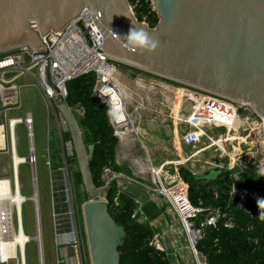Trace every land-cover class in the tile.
<instances>
[{
    "label": "built area",
    "instance_id": "1",
    "mask_svg": "<svg viewBox=\"0 0 264 264\" xmlns=\"http://www.w3.org/2000/svg\"><path fill=\"white\" fill-rule=\"evenodd\" d=\"M149 2L150 12H155L152 2L150 0ZM139 7V0L129 2V9L135 19L149 27L148 15L150 12L147 14L139 12ZM91 15H93L91 11L84 9L61 32H51L44 37L45 45L38 49L21 46L0 53V99L2 103L6 102L7 98L5 99L3 93L12 89V87H5L8 82L5 79V74L15 73L11 80L24 75L30 76L53 110L61 133V124L65 129L66 126L64 122L58 120L53 100L60 96L65 101L67 97L66 84L69 81L82 75L94 74L92 96L98 106H103L107 110V120L118 145L119 159L115 163L121 165L122 162L133 156L130 154L132 148H128V146L139 141L140 128L137 125L140 121L139 114L148 107L144 106L146 101L140 98V102L137 105H132L130 110L124 97V91L116 77L118 68L124 64L109 57L103 51L101 48L103 45L102 34ZM12 52L15 53L12 54ZM47 71L49 82L46 77ZM181 85H183L182 93L177 110L172 113V117L170 113L163 111L161 118L164 121L172 120L175 138H179V142H182L190 150V154L183 159L179 157L176 161L164 162L154 167L147 160L151 167L149 172L145 171L143 161L138 158L132 159L130 173L104 166L99 175L100 185L95 188L98 193L97 200L104 201L109 206L108 194L111 187L115 185L116 193L112 198L114 207L118 206L120 195L126 193L130 186L140 187L148 196L152 198L155 196L156 201L159 198L163 199L180 227L178 235L182 236L183 233L186 246L182 248V237L179 235L180 239L175 240V246L172 249L167 248L162 232H155L147 242L148 247L163 254L164 259L168 260L170 264H207L206 257L196 249L198 243L205 239L209 228L216 229L220 224L224 229L229 230L235 227V222L229 211H223L219 207L204 208L200 200L197 205L192 204L188 197V186L181 179L178 167H187L189 164L190 168H193L190 163L191 159H194L196 155L199 157L200 154L208 150H213L218 153L219 158L226 159L225 163L212 164L213 168L223 172L237 173L243 169L251 168L258 175L264 177V117L247 103L192 86ZM156 88L163 89L162 84L160 86L150 85L146 87V90ZM14 93H17L16 90ZM156 105L157 103H155ZM246 111H249L251 116L244 114ZM154 112L158 114V110L154 109ZM75 113L82 117L84 112L80 107H77ZM13 121L14 124L24 125L31 143L34 136L31 114L27 113L24 118L12 120L9 123L11 124ZM219 130L221 132H217ZM128 136L132 138L128 139ZM120 160L122 162H119ZM27 161L32 173V197L27 198L20 194L16 174L12 182L0 178V188L2 182L6 181L3 191L5 195L0 194V264H26L25 250L31 242H34L37 249L38 264H44L32 144L29 148ZM170 169H173L172 172ZM62 171L63 173L67 172L64 169ZM190 171L195 175L192 170ZM145 174L148 175L149 180L144 177ZM235 193V189L232 188L229 193L230 202ZM68 194L70 195L68 212L53 213L52 215L55 243L57 248H72L79 252L82 248L81 237H84L83 221L81 215H77L76 212L73 188L69 187ZM17 195L21 198L19 205L13 201ZM246 197H250L256 202L259 200L256 193L248 194ZM212 198L214 201L219 198L215 187L212 188ZM26 202L33 204L35 233L32 237L26 235L23 230L22 208ZM134 202L137 208L131 218L140 224L147 223L142 212V205L138 201L134 200ZM64 225L68 226V231H62ZM154 225L157 226L156 221L149 222V226L154 228ZM169 227L171 228L170 225ZM171 231L175 233L172 229ZM21 237H23L22 244L19 242ZM257 240L249 241L255 245L258 243ZM214 242L216 243L217 240ZM184 248L187 250V254L182 251ZM81 254L79 252V255ZM188 254L190 256L187 258ZM64 263L65 260L62 257H57L56 264Z\"/></svg>",
    "mask_w": 264,
    "mask_h": 264
},
{
    "label": "water",
    "instance_id": "2",
    "mask_svg": "<svg viewBox=\"0 0 264 264\" xmlns=\"http://www.w3.org/2000/svg\"><path fill=\"white\" fill-rule=\"evenodd\" d=\"M150 1L158 18L154 28L135 19L129 0H0V53L21 46L38 49L45 45L44 37L61 32L88 9L102 34L101 48L109 57L128 67L247 103L264 117V0ZM130 29L143 31L149 43L140 46L127 39ZM46 77L49 82L48 71ZM53 105L71 139L76 158L72 167L82 179L79 194L88 199L79 206L73 188L76 212L83 221L81 238L88 264H120L118 247L124 228L114 222L108 204L97 200L88 151L72 110L60 96ZM5 109L0 99L1 137ZM244 114L251 116L249 111ZM231 205L252 219L262 217L258 203L238 192Z\"/></svg>",
    "mask_w": 264,
    "mask_h": 264
},
{
    "label": "trees",
    "instance_id": "3",
    "mask_svg": "<svg viewBox=\"0 0 264 264\" xmlns=\"http://www.w3.org/2000/svg\"><path fill=\"white\" fill-rule=\"evenodd\" d=\"M133 1L135 0H129V2ZM139 2V12L144 14L150 12L149 0H139ZM148 19L149 27L154 28L158 22L157 14L150 12ZM121 67L139 72L125 65ZM94 82L95 76L92 73L69 81L66 84L65 102L76 118L86 149L92 147L88 153V166L94 187H99L102 167L121 169L115 163L117 140L113 137L108 123L107 110L103 106H98L92 96ZM77 107L83 110L82 117L75 113ZM63 140L71 141L68 132L64 134ZM222 173V177L217 175L207 179L210 174L202 177V175H193L187 169H179L182 180L188 185V197L192 204L197 205L200 200L204 208L219 207L223 211H229L235 222V227L229 230L224 229L220 224L216 229L209 228L205 239L198 243L196 249L206 257L207 264H264V208H261V218L252 219L248 213L232 207L229 196L234 188L242 197L256 193L259 199H264V177L251 168L243 169L239 173ZM213 186L217 187L219 194L216 201L212 198ZM115 193L116 186L113 185L108 194V212L125 232L124 239L118 247L120 264H170L164 259L163 254L147 245L154 234L153 229L148 224H140L131 218L137 208L134 199L126 193L121 194L118 206L114 207L112 198ZM155 210L154 204L149 202L142 207L143 213L145 212L149 219L158 215ZM252 239H258V243L251 244L249 240ZM214 240L217 242L215 243Z\"/></svg>",
    "mask_w": 264,
    "mask_h": 264
},
{
    "label": "rangeland",
    "instance_id": "4",
    "mask_svg": "<svg viewBox=\"0 0 264 264\" xmlns=\"http://www.w3.org/2000/svg\"><path fill=\"white\" fill-rule=\"evenodd\" d=\"M136 70L139 72H135L130 69H124L122 67L118 68L117 75H116L117 80L120 83V86L122 87L124 91V97H125L126 102L128 103L130 110L132 109L131 108L132 105L134 104L137 105L138 102H140V98H143L144 101L148 102V103L145 102V105H144V106H147L148 109L140 112L141 114V115L139 114L140 118L142 116V118L140 119L141 123L140 125L139 124L137 125L140 128L146 130L145 127L147 126L151 128L150 124L153 123L151 120L154 119V122H156L158 125L157 127L158 133H156L155 131L151 133L147 131V136L157 137V139L161 143H163V141H167L169 137L164 136V135L162 136L161 132L159 133V130H162V124H160L159 119L163 122L161 118L163 111H165V113L167 112L170 113L171 114L170 116L172 117V113H174L175 110H177L179 102H180V97H181L180 94L182 93L183 85H181V83H178V82L166 79V78L163 79V77L161 76L150 74V73L141 71L139 69H136ZM8 77H10V75H7V78ZM160 84H162L163 89L156 88L152 90H146V87H149L150 85L160 86ZM23 91L24 92L29 91L31 93H34V96L31 101H29L28 99L26 100V108L30 110L33 115L34 140H35L34 145L36 148H38L40 140L41 141L44 140V143H45L47 127L54 125V122L48 117L49 115L47 113V110L44 104L42 103L40 96H37L35 89L25 88ZM155 103H157L158 114L154 112ZM18 128L21 129L23 132L22 127H18ZM171 131H172V134L170 135V139L168 141L169 144H165L166 145L165 147L169 150L173 149L174 146L175 148L180 147L179 142L174 141L175 132L173 130V125H171ZM217 132H221V130ZM147 136L146 134H143L142 136L140 135L139 141H135L131 143L130 146H128V148L130 147L134 148L135 152L133 151L134 156L126 159V161L124 162H122L121 160L119 161V162H122L121 164H123V165H119L121 166L122 171L123 169L125 171L126 167H128L129 170L132 171V159L134 158L140 159L137 156L146 155L147 151H145L146 150L144 149L145 147H147V149H150L152 151L162 152V146L157 145L156 143H153L151 138H149L147 141L146 139ZM127 138L131 139L132 137L128 136ZM142 143L145 144V147L142 146ZM67 148H68L67 153H66V155L68 154L67 158L71 161L72 165H76V158L74 156V150H73V146L71 145V143L68 144ZM91 148L92 147L89 146V148L87 149L88 153H90ZM136 149H139V150L136 151ZM185 152L188 153L190 152V150L188 151V148H187ZM217 159H218V153L214 152L213 150H208L207 152L203 153L202 158L199 159L200 162L195 164L192 171L195 173V175H202V176L209 175L211 173L209 171L217 172L215 170L216 168L212 167V164L220 163L219 161H217ZM160 161L161 160L159 159L157 163H159ZM143 162L145 166V171L149 172L151 168L150 165L148 164L147 160ZM211 162L213 163L211 164ZM151 164H152V167L156 166L153 163ZM207 167H211V168L208 170ZM35 169H36V176H37V181H38L41 233H42V239H43V263L44 264H55L56 259H55V253L53 251V244H52V241H53L52 213L55 211V207L52 206L53 202L55 204H58L59 206V203L60 202L62 203L64 201V206H60V210L63 213H65L66 211L68 212L69 199H70V195L68 194L69 187L75 189L77 193V204L79 206L83 204L84 202H86L88 199L85 195L79 194V185L82 183V179L77 169L67 168L68 171L66 173L64 172L63 174H60L61 175L60 182H59L60 187L57 192L53 191V196L51 195V192L49 189V173L47 169H45V167L43 166L42 163L39 162V160L35 164ZM18 171H19L20 185H21L20 193L22 195L28 196L32 192V188L30 185L31 170L28 165H21L18 168ZM222 172L223 171L218 170L217 175L222 177L223 175ZM146 174L144 175V177H146V179L149 180V177L148 175L146 176ZM143 191L144 190H142L141 188L137 186H130L126 194L129 193L131 196L135 198H138V199L143 198L145 200V195H144L145 191L144 193ZM153 198L157 200L155 196H153ZM32 205L33 204L31 202H26L22 208L23 230H24V233L28 236H33L35 233L34 232V211H33ZM165 205H166V208L168 209L167 204ZM169 229L170 227L166 229V226L163 224L162 230L168 231ZM172 229L174 231L176 230L177 232H180V227L177 224L175 218H174V224L172 226ZM180 237H182L181 244L183 248L186 246L183 233H182V236L180 235ZM182 251L185 254L188 253L186 252L187 250L185 248ZM189 256L190 255L188 254L187 258ZM25 259H26V264H38V254H37V249H36L34 242H31L30 244L26 246Z\"/></svg>",
    "mask_w": 264,
    "mask_h": 264
},
{
    "label": "crops",
    "instance_id": "5",
    "mask_svg": "<svg viewBox=\"0 0 264 264\" xmlns=\"http://www.w3.org/2000/svg\"><path fill=\"white\" fill-rule=\"evenodd\" d=\"M7 75H10V77L7 78ZM14 75H15V73H12V72L5 74V79L8 80V82L5 84V87H8V88L12 87V89H10L9 91H5L3 93L5 96V99L6 98L7 99L5 100L6 102L3 103L6 106V109H5L6 110V112H5L6 113V126L3 129L4 137H1L2 129L0 128V178L5 179V180H9L10 182H12L14 179V175L16 174V178H17L18 186H19V190H20L21 185H20V177H19L18 168L21 165H28L30 170H31V167L28 164L27 158L29 157L30 145L32 144L33 154L35 157V164L39 160V162L43 164V166L45 167V169H47V171L49 173V189H50L51 195L53 196V191L57 192L59 187H60L59 182H60V176H61L60 174H63L62 170L64 169V170L68 171L67 168H69V169L73 168L72 167L73 165L71 164V162L68 161L69 160L67 158L68 154L66 155L67 149H68L67 147H68V144L70 143V141L64 142V140H63L64 134L67 133L68 131H66L64 125L61 124V133H60L59 127H58L57 122H56L55 115L53 113V110L50 108L49 104L43 98L42 93L39 90V88L37 87L35 81L28 75L16 77L14 80H11V78ZM25 88L35 89L37 96H40V99H41L42 103L44 104V106L47 110V113L49 115L48 117L54 122V125L47 127L45 143H44V140L43 141L40 140L38 148H36L34 145V141H35L34 136H33L32 142L30 143V141L27 137L26 129H25L23 124H21V123L14 124V122H12V125H11L9 123L12 120L24 118V116L27 113L31 114L32 119H33V115L31 113V111L26 108V100L28 99L29 101H31L33 96H34V93H31L29 91L24 92L23 90ZM14 90H16L17 93H14ZM14 94H16V95H14ZM0 96H1V94H0ZM154 108H155V110H158L157 105ZM54 111L56 112V115L58 116V120L60 122H63L62 118L60 117V115H59L58 111L55 109V107H54ZM141 118H142V116H141ZM151 121L153 122L152 124H150L151 128L147 126V127H145L146 130H144V129L139 127L141 136L143 134H146V136H147V131H149L150 133L153 131L158 133L157 123L154 122V119H152ZM159 121H160V124H162V130H163V131L159 130V133L161 132L162 136L163 135L168 136L170 139V135L172 134L171 121L170 120H166V121L163 120V122H162L160 119H159ZM140 123L141 122L139 121L138 124L140 125ZM9 125H10V127H9ZM18 127H22L23 132ZM33 134H34V120H33ZM157 136H158V134H157ZM149 138H151L153 143H156L157 145L162 146V152H156V151H152L150 149H147V147H145V144L142 143V146H144L146 151H147L146 155H143V156L139 155L137 157H139L143 161L148 160L149 163L151 162V163L155 164L156 166H158L164 162L176 161L177 158H179V157H182V159H183L184 157H186L190 154V152H188V153L185 152L187 148L182 144V142H179L178 137H176L174 139V141L179 142L180 147L175 148V146H174V148L172 147L173 149H170V150L165 147L166 146L165 144H169V142H168L169 139L167 141H163V143H161L157 139V137H154V136L148 137L147 136L146 137L147 141ZM171 140H172V138H171ZM159 142H160V144H159ZM172 144H173V142H172ZM168 146H170V145H168ZM117 147H118V145H117ZM137 150H139V149H136V151ZM133 151L135 152L134 148H132L130 151L131 155H133ZM188 151H189V149H188ZM202 155L203 154H200L199 157L196 155L197 157L195 156L194 159L190 160V163L193 165V168H194L195 164L197 163V161L200 162L199 159L202 158ZM118 157L119 156L117 155V148H116L115 161L116 160L118 161V159H119ZM20 158L24 159V162L22 164L18 165ZM171 158H173V159H171ZM159 159L161 161L159 163H157V161ZM217 161H219L220 163H225L226 159L225 158L221 159L218 157ZM212 163L213 162H211V164ZM214 164H216V163H214ZM121 165H123V164H121ZM119 168L122 170L121 166H119ZM180 168H184V169H187L189 171L193 169V168H190L189 164L187 165V167H184V166L178 167V170ZM207 168L209 170L211 167H207ZM172 170L173 169H170V172H172ZM212 170H214V169H212ZM215 170L218 171L219 169H215ZM33 171H34L35 177H36V186L35 187H36L37 195H38V181H37V176H36L35 165H34ZM123 171H124V169H123ZM125 172L130 173L131 171L129 170L128 167H126ZM209 172L213 173V174H210V177H212V178H214L217 175V172H215V171H209ZM31 175H32V173H31ZM31 175H30V185L32 188ZM213 187H215L217 189L216 186H213ZM128 190H129V188H128ZM143 193H144V191H143ZM127 194L130 195L129 193H127ZM32 195H33V188H32V192L30 195H28V196L22 195V196L30 198V197H32ZM144 195H145V200L143 198L138 199V198H135L131 195L130 196L135 201H138L142 205V207L145 204H147L148 202L154 204V206L156 208L155 211L158 212V215L153 219H149L148 216L144 212L143 214L147 220L146 224H148V226H149V222L152 223V222L156 221L157 226L154 225V228L152 226H149V227L151 229H153L154 233L155 232L156 233L162 232V235L164 237V240H163L164 243L166 244L167 248L172 249V247L175 246V240L177 241L178 239H180L178 232L176 230L174 231L172 229V226L174 224L173 215L166 208V205H165L166 203L164 202L163 199L159 198V200L156 201V199L148 196L146 193H144ZM38 203H39V196H38ZM52 206L55 207V211L53 213L63 214V212H61V210H60V206H64V201L62 203L60 202L59 206H58V204H55L53 202ZM53 213H52V215H53ZM52 220H53V216H52ZM163 224L166 226V229L169 228V225L171 226V228L168 231L162 230ZM52 229H53L52 244H53V251L55 253V259H57V257L58 258L62 257L65 260L64 264H86V263L88 264L89 263V258H88V253H87L86 247H85V252L83 251V244H82V248L79 251L80 254L82 253L81 255H79V252L75 251L72 248H66V249L57 248L56 243H55L56 238H55L53 221H52ZM171 229L175 233H172ZM62 231L63 232L68 231V226L64 225L62 228ZM164 232H166V233H164ZM30 237H32V236H30ZM76 253H78V254L76 255ZM55 264H56V262H55Z\"/></svg>",
    "mask_w": 264,
    "mask_h": 264
},
{
    "label": "clouds",
    "instance_id": "6",
    "mask_svg": "<svg viewBox=\"0 0 264 264\" xmlns=\"http://www.w3.org/2000/svg\"><path fill=\"white\" fill-rule=\"evenodd\" d=\"M126 38L138 43L140 46H145L149 43L147 35L143 31H137L136 29H130L126 34ZM152 47H155L154 43L152 44ZM257 203L261 208H264V199H259Z\"/></svg>",
    "mask_w": 264,
    "mask_h": 264
},
{
    "label": "bare ground",
    "instance_id": "7",
    "mask_svg": "<svg viewBox=\"0 0 264 264\" xmlns=\"http://www.w3.org/2000/svg\"><path fill=\"white\" fill-rule=\"evenodd\" d=\"M114 98V97H113ZM14 122V121H13ZM15 123V122H14ZM11 125H12V122H11ZM9 127H10V125H9ZM24 162V159H22V158H20V160H19V163H18V165H20V164H22ZM144 167V169H145V166H143ZM6 181H3L2 182V184H1V188H0V194H2V195H5V192H3L5 189V185H4V183H5ZM13 201L17 204V205H19L20 204V202H21V198L19 197V195H17L15 198H13ZM19 242L22 244L23 243V237H21V239L19 240Z\"/></svg>",
    "mask_w": 264,
    "mask_h": 264
}]
</instances>
